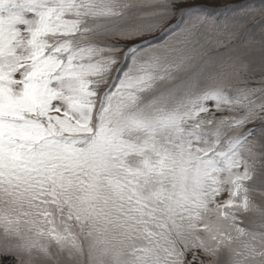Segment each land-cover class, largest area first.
Segmentation results:
<instances>
[{
    "label": "snow or ice",
    "instance_id": "snow-or-ice-1",
    "mask_svg": "<svg viewBox=\"0 0 264 264\" xmlns=\"http://www.w3.org/2000/svg\"><path fill=\"white\" fill-rule=\"evenodd\" d=\"M0 264H264V0H0Z\"/></svg>",
    "mask_w": 264,
    "mask_h": 264
}]
</instances>
